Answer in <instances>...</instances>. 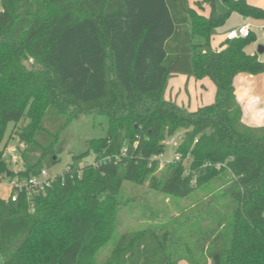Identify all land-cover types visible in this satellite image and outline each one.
<instances>
[{"label":"trees","instance_id":"1","mask_svg":"<svg viewBox=\"0 0 264 264\" xmlns=\"http://www.w3.org/2000/svg\"><path fill=\"white\" fill-rule=\"evenodd\" d=\"M215 1L1 0L0 135L14 124L22 169L0 153V179L52 167L81 107L101 105L105 135L71 153L50 188L0 199V264H264V120L235 95L236 78L264 64L243 51L252 32L211 46L225 18ZM222 1L264 18L245 0ZM179 74L211 82V104L167 99ZM180 132V160L160 167L153 158ZM135 209L151 224L121 231Z\"/></svg>","mask_w":264,"mask_h":264},{"label":"rangeland","instance_id":"2","mask_svg":"<svg viewBox=\"0 0 264 264\" xmlns=\"http://www.w3.org/2000/svg\"><path fill=\"white\" fill-rule=\"evenodd\" d=\"M189 2L191 0H188ZM204 5V4H202ZM215 12L219 15H224V23L216 29L214 37L211 39L210 43L212 47H217L219 43L223 40V34L227 29H236L242 23H248L251 26V32L253 33V39H251L247 44H245L243 51L247 54L257 53L258 45H262L264 47V38L260 35V27L264 26V18H252L249 16L239 15L238 13L231 11L228 12V6L225 3H222L221 0L215 1ZM205 11L210 9L209 5H204ZM0 9H1V0H0ZM198 10V9H197ZM199 11V10H198ZM201 12V11H199ZM195 43H202V40L199 37L194 36ZM260 60L264 63V53L259 55ZM203 84L206 86L204 89L201 84L197 80H193L191 78H187L183 75L173 76L169 79L168 89L166 91V98L172 100L178 105H184L189 108L190 111H193L197 108V105H204L209 103L208 99L209 94L214 93V86L207 79H203ZM252 83V94L255 98H259L263 100L264 96V72L253 76L251 79ZM245 108H247L246 104L243 103ZM101 108V105H95L91 107H81L80 114H77L73 119L72 123L68 127V129L63 133V137L61 138V143L66 151L62 152L59 155V159L55 162L54 165L50 168H46L47 174L50 177H56L57 174L63 172L66 168V165H70L72 163L71 155L79 154L85 149V142L88 139L92 138H102L105 134V115L100 114L98 111ZM60 123L57 122L56 119L50 117V123ZM22 122L18 124V126H22ZM14 124L12 122H8L4 131L1 133L0 137V153L3 162L6 166L16 174L19 172L22 167L20 164V151L18 150L20 147L18 145L17 139L11 138L9 139V135L12 131ZM182 136V132L174 137V144L167 145L165 144V151L163 153V161L169 160L175 153L174 147L179 143L180 138ZM69 153V154H68ZM72 153V154H71ZM93 160V156L89 155L86 158V161L91 162ZM78 165V162H75V166ZM126 192L142 193L146 191V185H143L141 188L138 186H133L131 184H123ZM11 192V188L8 184V181L0 179V199H7ZM152 196V195H151ZM158 199L160 196L157 197ZM169 206H171V201L166 199L165 201ZM133 215L126 214L123 226L121 231H136L139 229L145 228L148 224H151L150 221L144 218H140V211L135 209ZM1 261V254H0Z\"/></svg>","mask_w":264,"mask_h":264},{"label":"built area","instance_id":"3","mask_svg":"<svg viewBox=\"0 0 264 264\" xmlns=\"http://www.w3.org/2000/svg\"><path fill=\"white\" fill-rule=\"evenodd\" d=\"M250 33H251V26L249 24H244L236 29H232L226 32L225 39L234 40V39L246 38L248 37ZM260 35L262 36V38H264V26L260 27ZM177 135L178 134L167 139L164 144L173 145L174 137ZM180 158L181 157L179 154L174 153V155L169 160L163 161L162 160L163 154L159 155L158 157H154L153 159L157 160L158 163L160 164V167H162L165 164V162L170 161V160L178 161L180 160ZM68 170H69V167L65 169L66 172ZM55 178L56 177L48 176L46 169L40 170L39 174L30 176L27 179H20L14 176L10 178L8 181V184L11 188V192L8 198H10L12 201L15 202L17 201L18 195L20 194H26L27 196L38 195L41 192L45 191L46 189L50 188Z\"/></svg>","mask_w":264,"mask_h":264},{"label":"crops","instance_id":"4","mask_svg":"<svg viewBox=\"0 0 264 264\" xmlns=\"http://www.w3.org/2000/svg\"><path fill=\"white\" fill-rule=\"evenodd\" d=\"M196 1H198V0H191L190 2L188 1L189 6H191L192 8H196V6L194 5V3ZM245 1H246L247 4H250V5L254 6V7L255 6L260 7V8H262L264 10V0H245ZM221 2L224 3L225 1L221 0ZM209 11H210V9L208 11H205L204 5L202 6V12L201 13L204 16H208L209 15ZM244 24H248V23H242L238 27H240L241 25H244ZM229 30H232V29H227L225 31V33L228 32ZM225 33L223 34V36H224L223 40L225 39ZM254 54L260 60V57H259L260 54H258V53H254ZM252 78H253V76H248V75H244V74L238 76L236 78V81H235V83H236L235 95H236V99H238L240 104H243V103L246 104V106H247L246 114L249 115V118L251 119V121L254 122V123H259V122L264 120V98L262 97L263 100L259 101V98L258 99L255 98L254 95L252 94V88H251V86H252L251 79ZM191 79H193V78H191ZM202 80H197V81L201 84V86L204 89H206V86L203 84ZM214 92H215V88H214ZM213 96H214V93L209 94L208 99L210 101H208L209 103L204 104V105L211 104V102L214 100ZM200 106H202V105H199V106L197 105V107H200ZM182 264H187V263L184 262ZM208 264H212V262L209 261Z\"/></svg>","mask_w":264,"mask_h":264},{"label":"water","instance_id":"5","mask_svg":"<svg viewBox=\"0 0 264 264\" xmlns=\"http://www.w3.org/2000/svg\"><path fill=\"white\" fill-rule=\"evenodd\" d=\"M264 48H263V46L262 45H258V47H257V53L258 54H262L264 51ZM7 177H9V174L7 175Z\"/></svg>","mask_w":264,"mask_h":264}]
</instances>
